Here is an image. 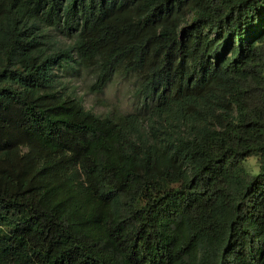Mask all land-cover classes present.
Segmentation results:
<instances>
[{"label": "trees", "instance_id": "obj_1", "mask_svg": "<svg viewBox=\"0 0 264 264\" xmlns=\"http://www.w3.org/2000/svg\"><path fill=\"white\" fill-rule=\"evenodd\" d=\"M0 264H264V0H0Z\"/></svg>", "mask_w": 264, "mask_h": 264}, {"label": "rangeland", "instance_id": "obj_2", "mask_svg": "<svg viewBox=\"0 0 264 264\" xmlns=\"http://www.w3.org/2000/svg\"><path fill=\"white\" fill-rule=\"evenodd\" d=\"M70 89L80 96L86 107L98 113H105L114 106L122 110H129L133 107L131 86L119 79H115L105 88L102 93L93 92L88 88L92 78L87 74L68 76ZM132 98V99H131ZM247 165L251 171L259 167L258 156L252 155L247 159Z\"/></svg>", "mask_w": 264, "mask_h": 264}, {"label": "clouds", "instance_id": "obj_3", "mask_svg": "<svg viewBox=\"0 0 264 264\" xmlns=\"http://www.w3.org/2000/svg\"><path fill=\"white\" fill-rule=\"evenodd\" d=\"M261 171V168L260 167H257L255 170H253L250 174L251 175H258Z\"/></svg>", "mask_w": 264, "mask_h": 264}]
</instances>
